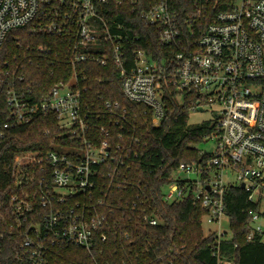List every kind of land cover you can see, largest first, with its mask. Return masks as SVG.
Returning a JSON list of instances; mask_svg holds the SVG:
<instances>
[{"label": "built area", "instance_id": "1", "mask_svg": "<svg viewBox=\"0 0 264 264\" xmlns=\"http://www.w3.org/2000/svg\"><path fill=\"white\" fill-rule=\"evenodd\" d=\"M225 0H0V51L7 34L32 26L33 33L64 36L73 73L34 101L30 86L6 92L7 114L0 119V138L10 127L27 124L34 116L52 115L58 128L82 146L56 147L44 154L26 152L14 158V169L40 166L38 202L11 198L14 212L45 211L39 224L27 226L13 264H48L49 246L70 245L90 251L106 241L105 216L89 206L66 204L76 194L92 197L94 178L108 162L118 167L127 156L113 149L109 132L97 145L85 139L96 117L83 101L75 68L83 63L112 64L120 89L130 102L148 106L152 123L164 117L165 85H171L188 113L208 111L210 128L203 142L202 161L181 162L164 192V200L190 197L204 209L202 222L216 225V264H232L220 257L218 245L226 230L224 197L229 187H243L258 210L250 211L247 240L264 239V0H235L228 10H216ZM145 26H152L161 48L168 54L154 59L143 49L129 51L126 11ZM126 14V15H125ZM19 77L17 80H21ZM105 111L115 114L118 102L105 101ZM199 123V124H201ZM49 178H47V172ZM116 169L107 175L113 178ZM185 173L188 178L176 177ZM192 176V177H191ZM62 189L64 192H58ZM100 203V199L97 201ZM24 206V208H23ZM34 215V212H33ZM149 224L155 225L154 218ZM3 233L0 232V238Z\"/></svg>", "mask_w": 264, "mask_h": 264}, {"label": "trees", "instance_id": "2", "mask_svg": "<svg viewBox=\"0 0 264 264\" xmlns=\"http://www.w3.org/2000/svg\"><path fill=\"white\" fill-rule=\"evenodd\" d=\"M234 1L225 0L215 8L228 10ZM128 11L125 27L130 37L129 51L143 49L154 59L168 54L170 49L158 44L155 28L145 26ZM68 49L64 36L33 33L29 25L7 34L0 51L1 120L7 114L9 89L18 91L30 86L31 98L38 101L55 84L71 77ZM75 73L81 79L79 86L84 87V103L98 115L90 120L85 139L90 145H97L104 137L100 128H105L110 147L124 148L127 156L118 167L112 162L101 167L93 179L92 197L78 193L66 203H91L102 213L107 221L102 229L106 241L97 242L90 251L70 245L49 246L48 264H216V235L204 234L205 211L200 204L190 197L164 200L178 165L206 158L197 144L203 142L210 129L207 123H188L186 105L175 99L171 85H165L164 117L154 126L148 106L123 96L118 71L112 64L102 67L83 63L75 68ZM19 77L22 79L17 80ZM105 101L118 102L115 114L104 110ZM80 143L66 136L52 115L38 114L27 124L5 130L0 138V264H13L27 226L39 224L45 213L37 204L34 215L24 209L14 212L13 196L27 204L38 202L41 174L39 165L17 171L14 158L26 152L44 154L56 147ZM115 169L111 179L107 174ZM224 204L229 231L219 242L220 257L232 264H264V239L256 236L247 240L250 211L258 210V204L250 202L247 193L235 186L228 188ZM151 218L156 220L155 225L149 224Z\"/></svg>", "mask_w": 264, "mask_h": 264}, {"label": "rangeland", "instance_id": "3", "mask_svg": "<svg viewBox=\"0 0 264 264\" xmlns=\"http://www.w3.org/2000/svg\"><path fill=\"white\" fill-rule=\"evenodd\" d=\"M179 101H180V99H178V102ZM210 119H212V117L210 116L208 111H204V112H200V113L192 112L189 114L188 123L199 124V123L203 122L204 120H210ZM210 146L211 145L207 142H201V143L197 144V147L202 151H208ZM175 176L176 177L178 176L181 179L188 178V176L185 173H177V174H175ZM57 191L58 192H64V191H62V189H57ZM260 207H261V211L264 210V202L261 203ZM257 223L264 225V219L259 220ZM216 228H217L216 225L208 224L204 221L202 222V229H203V232L205 235H207L209 231L214 230ZM222 230L229 231L228 224H227L226 220L223 221Z\"/></svg>", "mask_w": 264, "mask_h": 264}, {"label": "crops", "instance_id": "4", "mask_svg": "<svg viewBox=\"0 0 264 264\" xmlns=\"http://www.w3.org/2000/svg\"><path fill=\"white\" fill-rule=\"evenodd\" d=\"M240 188H241V187H240ZM259 209H261V207H260ZM226 221H227V220H226ZM227 232H228V231H227ZM227 232H226V233H227Z\"/></svg>", "mask_w": 264, "mask_h": 264}, {"label": "water", "instance_id": "5", "mask_svg": "<svg viewBox=\"0 0 264 264\" xmlns=\"http://www.w3.org/2000/svg\"><path fill=\"white\" fill-rule=\"evenodd\" d=\"M243 187V185H241V188Z\"/></svg>", "mask_w": 264, "mask_h": 264}]
</instances>
